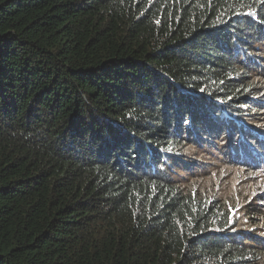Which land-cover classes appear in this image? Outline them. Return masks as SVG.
I'll use <instances>...</instances> for the list:
<instances>
[{
  "label": "trees",
  "instance_id": "1",
  "mask_svg": "<svg viewBox=\"0 0 264 264\" xmlns=\"http://www.w3.org/2000/svg\"><path fill=\"white\" fill-rule=\"evenodd\" d=\"M191 149L264 177V0H0V264H264Z\"/></svg>",
  "mask_w": 264,
  "mask_h": 264
},
{
  "label": "rangeland",
  "instance_id": "2",
  "mask_svg": "<svg viewBox=\"0 0 264 264\" xmlns=\"http://www.w3.org/2000/svg\"><path fill=\"white\" fill-rule=\"evenodd\" d=\"M196 150L191 149L188 152V157L198 160L201 163H198L202 167V171H205L202 175V183L201 187H205L206 185H220V188H228V189H237L242 187L241 179L245 178V183L248 184V187L243 188L239 193L244 194V196L248 195L246 199H240V204L238 207H242L243 204L248 199H253L258 195H264V177H260L258 174L254 173H244L242 170L230 173V169L219 166L222 165L220 161L213 158L214 161L210 160L208 157H203L200 155L198 158L194 157ZM190 162L194 160H189ZM197 161V162H198ZM242 171V172H241ZM203 185V186H202ZM247 186V185H246ZM200 187V186H199ZM234 195V193H232ZM264 233V229L262 231Z\"/></svg>",
  "mask_w": 264,
  "mask_h": 264
}]
</instances>
